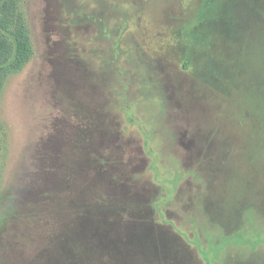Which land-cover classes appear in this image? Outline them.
<instances>
[{"label": "rangeland", "instance_id": "obj_1", "mask_svg": "<svg viewBox=\"0 0 264 264\" xmlns=\"http://www.w3.org/2000/svg\"><path fill=\"white\" fill-rule=\"evenodd\" d=\"M0 264H264V0H0Z\"/></svg>", "mask_w": 264, "mask_h": 264}, {"label": "trees", "instance_id": "obj_2", "mask_svg": "<svg viewBox=\"0 0 264 264\" xmlns=\"http://www.w3.org/2000/svg\"><path fill=\"white\" fill-rule=\"evenodd\" d=\"M33 53L30 37L26 31H21L17 36V45L14 60L11 63L13 70H18L29 61Z\"/></svg>", "mask_w": 264, "mask_h": 264}]
</instances>
